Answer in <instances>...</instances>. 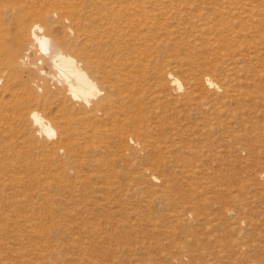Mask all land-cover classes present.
<instances>
[{
	"label": "rangeland",
	"instance_id": "rangeland-1",
	"mask_svg": "<svg viewBox=\"0 0 264 264\" xmlns=\"http://www.w3.org/2000/svg\"><path fill=\"white\" fill-rule=\"evenodd\" d=\"M163 2L181 9L177 47L163 62L182 88L171 86L180 99L175 143L171 104L164 99L161 109L169 122L157 132L169 149L155 155L157 179L124 169L105 201L90 181L100 201L93 212L58 196L18 203L12 184L42 188L27 178L12 183L0 199V264H79L72 238L89 242L94 264H264V0ZM222 4L228 13H216ZM207 76L224 90L204 87ZM195 82L202 85L187 99Z\"/></svg>",
	"mask_w": 264,
	"mask_h": 264
},
{
	"label": "bare ground",
	"instance_id": "bare-ground-1",
	"mask_svg": "<svg viewBox=\"0 0 264 264\" xmlns=\"http://www.w3.org/2000/svg\"><path fill=\"white\" fill-rule=\"evenodd\" d=\"M172 8L163 0H0V199L27 178L42 189L30 193L12 184L16 202L49 203L58 196L86 202L83 211L93 212L99 198L90 181L99 183L105 201L124 169L157 179L151 169L161 158L155 155L169 149L158 137L169 122L164 99L171 104L172 143L179 131L180 99L171 86L182 84L163 62L178 44L174 19L181 9ZM226 8L214 10L225 14ZM203 80L204 87L224 90L211 76ZM197 83H189L187 99ZM71 243L79 264L95 263L86 256L89 242Z\"/></svg>",
	"mask_w": 264,
	"mask_h": 264
}]
</instances>
